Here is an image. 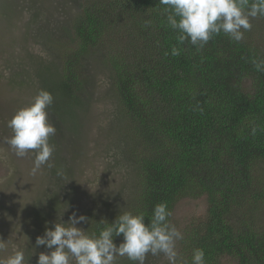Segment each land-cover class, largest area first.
I'll list each match as a JSON object with an SVG mask.
<instances>
[{
  "label": "trees",
  "instance_id": "16d2710c",
  "mask_svg": "<svg viewBox=\"0 0 264 264\" xmlns=\"http://www.w3.org/2000/svg\"><path fill=\"white\" fill-rule=\"evenodd\" d=\"M83 1L69 30L52 43L68 44L60 53L64 64L38 63L39 90L54 98L48 109L72 118L71 109L83 104L82 59L101 49L124 117L121 154L139 181L129 211L143 212L148 223L158 203L173 213L183 198H205L204 215L177 241L184 264L197 248L205 264H264V71L253 63L264 59L262 50L245 35L236 42L223 33L203 48L180 44L159 0ZM173 46L179 55H171ZM41 208L40 223L55 211ZM121 213L90 219L86 231L98 234L101 220L111 223Z\"/></svg>",
  "mask_w": 264,
  "mask_h": 264
},
{
  "label": "rangeland",
  "instance_id": "374dc122",
  "mask_svg": "<svg viewBox=\"0 0 264 264\" xmlns=\"http://www.w3.org/2000/svg\"><path fill=\"white\" fill-rule=\"evenodd\" d=\"M83 3L0 0V240L7 242L0 256L22 250L25 264H37L39 254L46 252L45 246L35 244L42 229L67 222L76 213L88 218L77 225L86 231L92 218L104 219L132 209L138 192V177L121 154L123 137L118 130L124 117L113 100L101 49L82 59L78 96L83 104L71 109L72 118L61 120L47 110L48 120L57 130L49 139L55 149L49 162L52 167L44 165L33 174L34 153L17 157L5 142L12 135L7 122L39 91V61L55 67L64 64L60 53L68 44L55 48L52 43L56 46L57 38L69 30ZM251 23L252 29L244 35L264 53V22L252 19ZM62 40L66 43L67 37ZM32 58H38L37 62ZM39 206L46 213L55 210L41 223L36 215ZM205 210V198H183L174 208L171 223L183 233ZM176 248L179 253V246ZM117 264L132 262L121 257ZM145 264H167V260L162 254H149Z\"/></svg>",
  "mask_w": 264,
  "mask_h": 264
},
{
  "label": "clouds",
  "instance_id": "9594fccd",
  "mask_svg": "<svg viewBox=\"0 0 264 264\" xmlns=\"http://www.w3.org/2000/svg\"><path fill=\"white\" fill-rule=\"evenodd\" d=\"M159 4L164 6L162 14L166 15L168 26L178 33V43L187 41L198 48H203L221 33L240 42L244 33L252 29L251 20L264 17V0H159ZM144 24L148 27L152 21L146 20ZM179 54L180 49L173 46L171 55ZM253 63L257 71H264V59L253 60ZM53 99L50 92L41 89L7 122L12 135L6 137L5 142L17 157L34 153L33 174L44 165L53 166L49 162L55 149L49 139L57 130L49 122L47 111ZM252 132L256 133L255 127ZM171 216L167 204L158 203L148 223H145L143 212L124 211L111 223L101 220L104 227L98 234H89L77 227L88 218L73 213L67 222L46 227L44 234L36 238V246L48 249L39 254L37 264H117L121 257H126L132 264H145L149 254H162L167 264H184L176 248L177 241L184 236L171 223ZM121 234L123 240L117 245L114 238ZM6 243L0 240V251L6 248ZM0 264H25V254L22 250H14L10 255L0 256ZM191 264H205L203 249L193 250Z\"/></svg>",
  "mask_w": 264,
  "mask_h": 264
}]
</instances>
